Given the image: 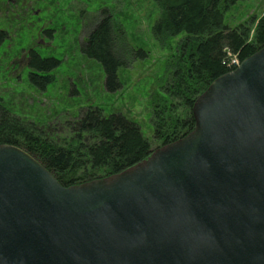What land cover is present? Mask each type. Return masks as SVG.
<instances>
[{
  "label": "water",
  "instance_id": "water-1",
  "mask_svg": "<svg viewBox=\"0 0 264 264\" xmlns=\"http://www.w3.org/2000/svg\"><path fill=\"white\" fill-rule=\"evenodd\" d=\"M192 111L183 137L71 186L0 144V264H264V47Z\"/></svg>",
  "mask_w": 264,
  "mask_h": 264
},
{
  "label": "trees",
  "instance_id": "trees-1",
  "mask_svg": "<svg viewBox=\"0 0 264 264\" xmlns=\"http://www.w3.org/2000/svg\"><path fill=\"white\" fill-rule=\"evenodd\" d=\"M161 15L153 33L162 44L184 34L178 55L169 62L171 76L165 93L154 99L153 139L140 125L121 112L105 115L99 106L84 108L68 121L69 135L60 138L50 127L0 108V144L22 147L39 159L64 186L109 176L146 159L159 145L175 141L195 128L193 105L197 97L219 76L233 70L228 66L227 49L239 53L240 60L264 47V14L231 26L226 12L238 0H155ZM114 24L103 17L87 38L83 52L101 62L109 90L122 86L119 69L124 58L117 56ZM142 57L147 52L140 49ZM176 57V58H175ZM61 64L54 56L37 49L28 52L29 79L45 91L55 80L52 72Z\"/></svg>",
  "mask_w": 264,
  "mask_h": 264
},
{
  "label": "rangeland",
  "instance_id": "rangeland-1",
  "mask_svg": "<svg viewBox=\"0 0 264 264\" xmlns=\"http://www.w3.org/2000/svg\"><path fill=\"white\" fill-rule=\"evenodd\" d=\"M263 14L264 0H238L225 22L235 26ZM160 15L155 0H0V108L50 127L63 138L69 135L68 121L90 105L99 106L105 115L121 112L134 119L153 139L154 99L165 93L170 59L178 55L184 37H172L166 44L156 39L153 26ZM105 16L112 17L116 54L124 58L117 90L107 88L103 64L83 52L89 34ZM31 48L61 60L45 91L29 79Z\"/></svg>",
  "mask_w": 264,
  "mask_h": 264
},
{
  "label": "built area",
  "instance_id": "built-area-1",
  "mask_svg": "<svg viewBox=\"0 0 264 264\" xmlns=\"http://www.w3.org/2000/svg\"><path fill=\"white\" fill-rule=\"evenodd\" d=\"M228 61L227 64L230 67H237L240 64V59L236 53H233L230 49H227Z\"/></svg>",
  "mask_w": 264,
  "mask_h": 264
}]
</instances>
